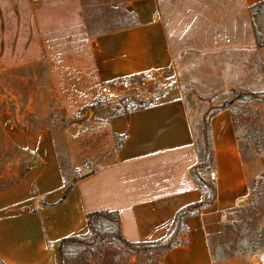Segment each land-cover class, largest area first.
<instances>
[{"label":"crops","instance_id":"1","mask_svg":"<svg viewBox=\"0 0 264 264\" xmlns=\"http://www.w3.org/2000/svg\"><path fill=\"white\" fill-rule=\"evenodd\" d=\"M258 1L240 0L248 19L242 24L224 20L216 32L208 24L205 35L194 33L185 44L182 36L172 40L156 0L35 1L38 11L68 6L62 19L40 15L35 27L48 31L47 37L57 30L67 31L66 36L44 43L38 32L31 42L51 50L36 61L56 72L51 77L61 78L60 85L46 87L53 97L62 94L60 105L55 101L50 108L74 113L86 109L103 97V84L124 89L144 104L113 103L111 114L84 123L90 126L84 131L89 134L73 132L76 127L60 122L58 129L38 128L16 140L24 149L20 159L31 160L22 168L20 159L6 163L15 166L13 183L0 189V264H59V241L86 234L85 214L91 211L117 212L127 240L150 242L169 232L180 209L204 201L190 175L202 158V137L193 117L200 101L192 94L264 90V44L256 45L253 16H247ZM104 4L112 10L122 8L127 21L107 29L93 26L90 17L101 16ZM232 46H242L250 61L233 65ZM168 79L175 86L161 91ZM237 102L208 116L213 162L200 173L214 186L215 201L185 218L181 242L160 251L162 264H238L240 258L263 251L258 248L219 261L211 256L209 240L220 232L215 214L232 210L240 200L246 202L253 180L264 171V150L250 159L242 155L232 117ZM250 108L259 114L264 129V101H251ZM84 146L93 156L83 162L90 167L65 171L62 161L78 160ZM210 170L216 174L214 181L208 179ZM67 185L70 190L62 199Z\"/></svg>","mask_w":264,"mask_h":264},{"label":"rangeland","instance_id":"2","mask_svg":"<svg viewBox=\"0 0 264 264\" xmlns=\"http://www.w3.org/2000/svg\"><path fill=\"white\" fill-rule=\"evenodd\" d=\"M35 1L0 0V189L14 179L11 172L15 165L6 166V163L20 159L24 153V149L16 141H20L23 133H29L38 128L58 129L61 125L56 126L55 124L59 119L62 124L76 127L73 132L81 130L83 135L89 134V131H84L90 126H84V123L88 120L90 121L88 123H91L97 115L111 114L113 103H122L123 100L126 101L128 107H131L135 101H142L131 97L132 94L128 93L126 96H120L116 101H105L103 97L96 98L94 102L92 101L94 104L89 103L86 109H81L76 113L70 109L60 111L50 108L49 104L55 101L57 102L55 106L60 105L62 94L56 93L53 97L52 94H48L46 87L52 86L55 82L60 85L61 78L51 77L50 75L54 71L49 70L45 66V62L36 61L38 55L47 54L51 50H45L47 49L45 45L32 46L31 42L33 39L36 40L38 32L40 39L45 41L44 43L48 38L50 42H53L55 37L62 39L66 36L67 31L64 33L63 30H57L55 34L50 31L51 35L47 37L48 31H38L35 27L40 15L44 19H62L63 11L67 10L68 6L58 4L52 9L38 11ZM54 1L60 2L61 0ZM156 3L161 19L171 28L172 40L182 36L184 44L190 42L194 33H200V37L201 33L205 35L208 24L211 31H214L215 28L216 32L217 27L221 29L224 20L232 25L234 22L242 24L246 17V14L240 10V0H156ZM101 11V16L97 14L96 17L94 15L90 17L93 26L107 29L115 27L119 21H127L125 19L127 14L120 7L117 10H112L107 4H104ZM251 15L253 16L251 24L256 41L258 34L264 36V15L258 19L249 9L248 18ZM246 20H248L247 17ZM172 43L174 42L172 41ZM248 55L242 51V46H232L233 65L242 66L245 59L250 61V55ZM32 58L35 61L32 62ZM192 95L195 100L200 101V104L196 105L193 110V117L196 118L194 125L199 136L202 120L207 119L217 106L227 103L237 96L236 92L227 89H222L211 95ZM258 95L264 97V90L258 91ZM243 104V101H238L234 106L237 113L236 130L242 155L244 158L250 159L255 154L249 133L251 128L257 127L252 123L251 117L246 114L245 110L243 111ZM59 146L61 151V145ZM88 150L89 147L85 148L84 146L83 151L77 154L79 159L73 158V163L64 159L62 161L63 169L71 172L73 168L78 170L82 167L85 168L84 160L93 158ZM84 152L86 154L82 155ZM30 160V156L20 159L19 167H26ZM262 188H264V179L256 185H252V189L245 197L246 202L238 204L230 211H220L215 214V220L219 219L220 232L218 235L224 247L229 248V243L234 241L233 229L227 221L244 217L251 219L250 216L256 215L255 212L264 213V196L260 192ZM261 224L264 226V220L260 222ZM107 225L113 230L116 228L114 224L108 223ZM261 236L264 243V230ZM262 250L254 251L243 259L240 258L238 264L264 262V248ZM160 251L159 246L155 245H140L128 250L120 247L116 242L105 243L100 249L70 246V250H67L65 254V264H162Z\"/></svg>","mask_w":264,"mask_h":264},{"label":"trees","instance_id":"3","mask_svg":"<svg viewBox=\"0 0 264 264\" xmlns=\"http://www.w3.org/2000/svg\"><path fill=\"white\" fill-rule=\"evenodd\" d=\"M258 19L261 15H264V0L258 1L249 8ZM256 44L258 46L264 44V36L257 35ZM262 73L264 76V64L262 65ZM231 92H236L237 96L232 100L217 106L209 116L215 114L219 110L226 108L234 100L243 101V111L251 117V121L257 128H251L249 133L250 142L254 145V154L259 155L264 150V129L261 124L260 116L256 111H252L250 108L251 101H264V97H259L258 92H251L244 89H230ZM122 102L127 107L126 101ZM144 104L143 101H135L133 107H141ZM239 106V105H238ZM236 116L235 108H232V117L234 119V127L236 129ZM56 126L60 125V120H57ZM52 126V125H51ZM201 161L190 169V175L194 182L201 189L204 194V201L192 203L180 209L175 217L173 224L169 232L162 238L150 242H131L127 240L122 232L120 226V219L118 213L115 211H109L106 209L95 210L85 214V220L87 224L88 232L84 235L68 236L62 238L57 245V254L59 258V264H65L66 251L70 250V246H77L80 248L100 249L105 243L116 242L120 247L127 248L128 250L140 246V245H155L159 246L160 250L168 249L181 242L180 236L184 231V220L189 215L197 214L201 207H208L215 201V188L206 179L203 178L200 170L210 169L213 162V150L211 145V137L209 131L208 118L203 119L201 122ZM91 173V170L78 176L83 177ZM264 179V171L262 175L256 177L252 185H256L259 181ZM74 181V180H73ZM72 181V182H73ZM13 183L11 181L9 184ZM70 190V185L65 187V193L62 199ZM264 196V188L260 190ZM45 205V203H43ZM257 206V205H256ZM259 212V211H258ZM249 218H238L237 220H229L227 223L232 227L234 232V241L229 243V248L223 246V242L217 234L212 235L210 241L211 256L214 261L224 260L229 256H237L241 254L249 253L250 251L257 250L258 248H264L261 234L263 233L264 226L260 225V222L264 220V213H257ZM254 217V218H253ZM114 224L116 228L113 230L107 224ZM223 246V247H222Z\"/></svg>","mask_w":264,"mask_h":264},{"label":"built area","instance_id":"4","mask_svg":"<svg viewBox=\"0 0 264 264\" xmlns=\"http://www.w3.org/2000/svg\"><path fill=\"white\" fill-rule=\"evenodd\" d=\"M172 87H174V81L171 79H168L162 82V84L160 85V90L165 91ZM100 92L102 96L108 101L117 100L120 96H126L128 94L124 89L116 88V87L109 86L106 84L101 85ZM85 166L86 168L90 167L89 163H85ZM208 179L210 181H214L216 179V174L213 170L209 171Z\"/></svg>","mask_w":264,"mask_h":264},{"label":"water","instance_id":"5","mask_svg":"<svg viewBox=\"0 0 264 264\" xmlns=\"http://www.w3.org/2000/svg\"><path fill=\"white\" fill-rule=\"evenodd\" d=\"M242 203H243V201H242V200H240V201H239V204H242Z\"/></svg>","mask_w":264,"mask_h":264}]
</instances>
